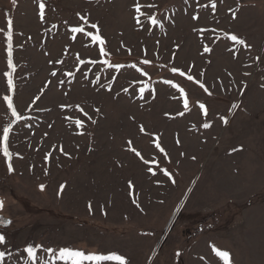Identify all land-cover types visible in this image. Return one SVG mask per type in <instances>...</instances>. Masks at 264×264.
<instances>
[{
    "label": "rangeland",
    "instance_id": "1",
    "mask_svg": "<svg viewBox=\"0 0 264 264\" xmlns=\"http://www.w3.org/2000/svg\"><path fill=\"white\" fill-rule=\"evenodd\" d=\"M135 3L0 0V264H264V0Z\"/></svg>",
    "mask_w": 264,
    "mask_h": 264
},
{
    "label": "snow or ice",
    "instance_id": "2",
    "mask_svg": "<svg viewBox=\"0 0 264 264\" xmlns=\"http://www.w3.org/2000/svg\"><path fill=\"white\" fill-rule=\"evenodd\" d=\"M13 3H16V0H13ZM142 7H148V8H153L155 7L154 4H147V5H141L139 3V0H136V3H135V12L140 14V15H143V13L141 12V8ZM44 8H45V5L43 3H41L39 5V9H40V19L43 20L44 19ZM212 8L215 9L216 8V4L213 3L212 4ZM194 19H196V17H193ZM235 18V17H233ZM81 19L83 20L84 18L81 17ZM136 19V23H140V17L139 15L135 17ZM156 19L155 18H152L151 19V23L152 24H156ZM85 23H87V21L85 20ZM12 25H13V22L12 20H8L7 21V39H8V67L9 68H13V63H12V56H13V52H12V47H13V44H12V41H13V32H12ZM90 28L91 29H95L96 31V34L93 35L92 32H85L84 29L82 27H73L71 29V31L73 33H83L85 36H90L91 39L95 42H99L100 45H103L105 43V41L101 38L99 32V27L97 24L93 23L90 25ZM229 39L233 42H235L236 44H240V45H244L245 44V41L242 40V39H238L235 35H232L229 37ZM210 49L205 47L204 48V52H209ZM99 54L100 55H107V53L105 52V49L103 47H101L99 49ZM143 63L147 64L149 63V61L145 60L143 61ZM173 72H176L177 70L176 69H172ZM69 75H71V73H68ZM181 76L184 75L183 72H180L179 73ZM8 81H7V87L9 90H11L14 85H13V82H12V77H11V74L8 73ZM53 76L56 75L55 72L52 73ZM189 80H192L193 78L191 76L188 77ZM173 87H175V85H172ZM201 88H204V85L201 84L200 85ZM141 91H143V89H141ZM181 93H183V89H180ZM205 91H207V89H205ZM4 100L7 102V105H8V108L12 110V115L15 116L18 120L20 119V117L17 115V111L15 108H13V100L11 97L9 96H5L4 97ZM189 107L188 105V101L187 99L184 100V109L187 110ZM199 108L201 110H203L204 112V115L206 116L207 115V109L205 108V105L204 104H200L199 105ZM183 114V113H181ZM225 123H227V121H224ZM77 126H80V122L77 121ZM204 128H209L210 125L205 123L203 125ZM9 129L8 128H5L3 130V140L5 142V147H4V155L7 157L9 156V152H8V147H7V142L9 140ZM144 129L141 127V132H143ZM156 147L157 148H160V145L157 143L156 144ZM62 150V149H61ZM131 150V149H130ZM161 151H163L162 148H160ZM136 155L137 156H140V153L137 151L136 152ZM9 171H12V168H11V165H9ZM149 171H151V169H149ZM63 187V186H62ZM129 187L131 188L132 185H131V182L129 183ZM2 202H0V207H2ZM89 209L91 210V205H89ZM4 242V237L0 236V243H3ZM27 252H28V255L30 257H34V252H33V249L31 247H29L27 249ZM60 255L62 257H69L71 258L72 260V264H85V262H91V261H95L96 264H100V262L102 261H105V260H115L118 262V264H126V261H124L120 256H114V255H109V256H104V255H95V254H85L84 252L82 251H71V250H67L65 249L64 251H62L60 253ZM217 256H219L223 261H224V264H229V253L227 251H222V252H217ZM3 257V253H0V258Z\"/></svg>",
    "mask_w": 264,
    "mask_h": 264
}]
</instances>
